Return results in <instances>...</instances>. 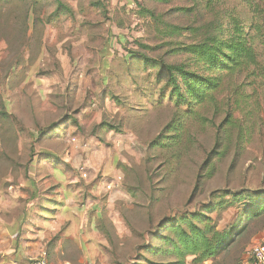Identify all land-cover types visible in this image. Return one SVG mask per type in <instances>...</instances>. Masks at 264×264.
<instances>
[{
	"label": "rangeland",
	"instance_id": "1",
	"mask_svg": "<svg viewBox=\"0 0 264 264\" xmlns=\"http://www.w3.org/2000/svg\"><path fill=\"white\" fill-rule=\"evenodd\" d=\"M61 2L66 9L57 10L55 0H0V214L2 188L23 199L30 214L47 200H65L100 214L104 264H133L141 245L157 243L151 232L162 218L228 202L218 197L224 191L264 190V48L253 33L255 75H226L214 99L189 116L167 98L156 69L130 52L194 68L192 55L173 50L202 39L193 29L211 18L203 4ZM172 26L187 29L171 33ZM170 122L182 131L177 143L162 147L177 134L164 129ZM241 205L217 206L208 215L222 229ZM263 226L249 222L225 252L203 264L252 262L251 246H264L255 239Z\"/></svg>",
	"mask_w": 264,
	"mask_h": 264
},
{
	"label": "trees",
	"instance_id": "2",
	"mask_svg": "<svg viewBox=\"0 0 264 264\" xmlns=\"http://www.w3.org/2000/svg\"><path fill=\"white\" fill-rule=\"evenodd\" d=\"M55 1L57 10L66 9L61 0ZM190 1L196 8L203 4L211 15L210 19L193 29L194 32H202V39L173 50L192 55L194 68L186 61L167 63L135 51L130 55L144 68L156 69L155 80L163 83L162 89H166L167 98L176 106L185 107L187 115L194 116V107L212 101L226 75H255L259 61L249 37L253 33L264 48V0H235L239 6H228V0ZM179 9L186 12L192 10ZM171 29V33H176L187 28L172 26ZM70 119L64 117L61 122ZM59 125L60 121L50 124L39 132L38 139ZM164 129L177 134L170 136L173 139L161 144L162 147L177 143L182 125L170 122ZM227 196L231 199L228 202L205 203L201 211L162 218L151 232V239L157 243L141 245L137 262L133 264H203L225 252L233 244L235 236L247 229L249 222H264V190L224 191L218 197L224 199ZM225 204L242 205L237 206L233 220L219 229L217 219L211 218L208 213ZM144 253L171 260H150Z\"/></svg>",
	"mask_w": 264,
	"mask_h": 264
},
{
	"label": "crops",
	"instance_id": "3",
	"mask_svg": "<svg viewBox=\"0 0 264 264\" xmlns=\"http://www.w3.org/2000/svg\"><path fill=\"white\" fill-rule=\"evenodd\" d=\"M4 193L2 188L0 264H28L41 251L52 264L105 263L104 236L98 226L100 214L72 209L65 200H47V205L38 206L41 209L30 214L23 199ZM260 230L256 241H264V226Z\"/></svg>",
	"mask_w": 264,
	"mask_h": 264
},
{
	"label": "built area",
	"instance_id": "4",
	"mask_svg": "<svg viewBox=\"0 0 264 264\" xmlns=\"http://www.w3.org/2000/svg\"><path fill=\"white\" fill-rule=\"evenodd\" d=\"M72 142H75V138H70ZM79 173L83 178L87 177L88 171L86 167L80 166L78 168ZM119 179H114L108 181L105 185L106 189H111ZM251 259L256 262V264H264V246L254 244L250 248ZM28 264H52L48 261L45 251L39 252L35 257H33Z\"/></svg>",
	"mask_w": 264,
	"mask_h": 264
}]
</instances>
